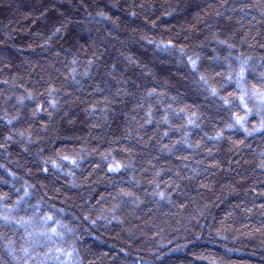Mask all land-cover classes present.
<instances>
[{
	"label": "trees",
	"instance_id": "16d2710c",
	"mask_svg": "<svg viewBox=\"0 0 264 264\" xmlns=\"http://www.w3.org/2000/svg\"><path fill=\"white\" fill-rule=\"evenodd\" d=\"M0 264H264V0H0Z\"/></svg>",
	"mask_w": 264,
	"mask_h": 264
}]
</instances>
